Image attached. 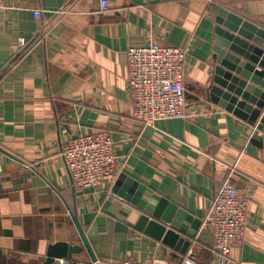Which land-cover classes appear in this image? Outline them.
Segmentation results:
<instances>
[{
  "label": "crops",
  "instance_id": "1",
  "mask_svg": "<svg viewBox=\"0 0 264 264\" xmlns=\"http://www.w3.org/2000/svg\"><path fill=\"white\" fill-rule=\"evenodd\" d=\"M17 4L0 8V264H42L56 242L82 247L56 264H120L128 257L223 264L203 215L226 181L249 200L244 236L225 264H264V131L205 96L218 10L227 8L264 28V0ZM149 42L187 48L190 118L146 126L134 117L126 52ZM97 132L112 136L118 174L145 187L137 205L119 196L127 193L124 181L112 191L117 176L95 188L71 184L60 145ZM160 197L202 214L185 253L134 227L142 208Z\"/></svg>",
  "mask_w": 264,
  "mask_h": 264
},
{
  "label": "built area",
  "instance_id": "2",
  "mask_svg": "<svg viewBox=\"0 0 264 264\" xmlns=\"http://www.w3.org/2000/svg\"><path fill=\"white\" fill-rule=\"evenodd\" d=\"M17 1L0 0V8H16ZM32 13L35 17L41 14L39 9H32ZM24 43V38H21L20 45ZM187 51V48L164 46L157 42L127 49L128 96L134 117L144 125L154 126L163 119L191 117L184 86ZM59 155L71 184L82 189L100 186L118 174L114 141L105 132L79 134L65 140L60 145ZM248 200L226 181L203 215V222L210 228L212 247L220 263L228 261L230 249L244 236ZM120 264L157 263L149 258L128 257ZM185 264L194 262L188 260Z\"/></svg>",
  "mask_w": 264,
  "mask_h": 264
},
{
  "label": "water",
  "instance_id": "3",
  "mask_svg": "<svg viewBox=\"0 0 264 264\" xmlns=\"http://www.w3.org/2000/svg\"><path fill=\"white\" fill-rule=\"evenodd\" d=\"M214 22L210 47L212 70L205 88L206 101L264 131V28L224 7L218 10ZM123 181L127 193L118 192L119 196L137 205L145 187L121 172L114 181L112 191L115 192ZM134 187L137 189L132 196ZM73 218L83 245L95 261L76 216ZM201 218L200 210L187 209L183 204L160 197L153 207L142 208L134 227L162 244L185 253ZM107 220L110 227L112 219ZM116 227L122 230L121 224L118 223ZM81 250L82 247L78 245L56 242L48 247L42 264L71 260L72 255Z\"/></svg>",
  "mask_w": 264,
  "mask_h": 264
}]
</instances>
